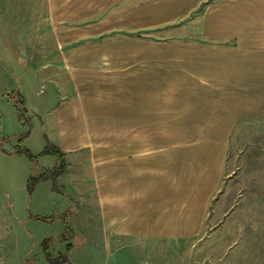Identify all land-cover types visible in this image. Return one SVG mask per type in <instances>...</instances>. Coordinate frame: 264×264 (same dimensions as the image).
I'll use <instances>...</instances> for the list:
<instances>
[{"label": "crops", "instance_id": "1", "mask_svg": "<svg viewBox=\"0 0 264 264\" xmlns=\"http://www.w3.org/2000/svg\"><path fill=\"white\" fill-rule=\"evenodd\" d=\"M35 4L51 71L72 90L46 126L66 178L91 184L108 239L173 248L181 264L212 249L203 263L264 264L232 217L245 213L208 218L232 130L264 118V0ZM207 226L216 232L197 239Z\"/></svg>", "mask_w": 264, "mask_h": 264}, {"label": "rangeland", "instance_id": "2", "mask_svg": "<svg viewBox=\"0 0 264 264\" xmlns=\"http://www.w3.org/2000/svg\"><path fill=\"white\" fill-rule=\"evenodd\" d=\"M35 5L0 0V264H56L53 258L60 264H181L173 248L158 252L152 243L111 242L91 184H71L65 154L44 151L56 144L45 114L72 90L61 85L62 73L51 71L56 56L44 48L54 45L41 43L44 24ZM45 171L56 173L40 177ZM209 206L208 218L218 207L228 215L245 213L232 217L247 223L246 235L264 246V118L240 121L232 130L223 177ZM214 231L207 226L196 238ZM67 246L64 259L58 252L66 253ZM262 253L257 256L264 262V248ZM210 255L213 249L193 252L189 264H211L202 262Z\"/></svg>", "mask_w": 264, "mask_h": 264}, {"label": "trees", "instance_id": "3", "mask_svg": "<svg viewBox=\"0 0 264 264\" xmlns=\"http://www.w3.org/2000/svg\"><path fill=\"white\" fill-rule=\"evenodd\" d=\"M20 101L24 104L25 103V99L23 98V97H21L20 98ZM21 115V114H20ZM49 144V143H48ZM47 144V145H48ZM46 145V146H47ZM45 152H53V153H57L58 154V156H60V158L61 157H64V152L60 149V147L58 146V144L56 143V144H53V145H51L48 149H45L44 150ZM55 173L56 172H53V171H45V172H43L41 175H39L40 177H43V178H52V177H54V175H55ZM70 248L67 246L66 247V249H65V252L66 253H63V252H58V254L60 255V257H62L63 256V258L65 259L66 258V254H67V252H68V250H69ZM46 253H47V251H45ZM51 256V255H50ZM61 261V260H60ZM60 261H57V259L56 258H53V262L54 263H56V264H60ZM63 262V261H62Z\"/></svg>", "mask_w": 264, "mask_h": 264}]
</instances>
